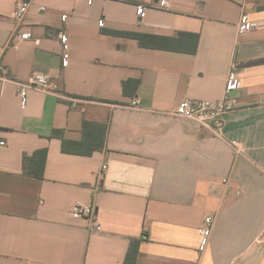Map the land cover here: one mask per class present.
<instances>
[{"label":"crops","instance_id":"0c3cea01","mask_svg":"<svg viewBox=\"0 0 264 264\" xmlns=\"http://www.w3.org/2000/svg\"><path fill=\"white\" fill-rule=\"evenodd\" d=\"M161 1L35 0L18 29L32 38L18 41L20 0H0V264H125L131 239L142 240L136 264H264V0ZM245 14L254 27L241 33ZM108 31L200 40L192 55ZM231 71L239 108L221 135L170 115L186 99H222ZM33 72L52 93L31 90L23 106L15 82ZM129 81L139 85L125 95ZM84 122L108 127L104 149L64 153L53 132L78 142ZM43 149L44 179L27 175L24 158ZM76 204L95 208L101 232L71 216Z\"/></svg>","mask_w":264,"mask_h":264},{"label":"built area","instance_id":"2783aa9c","mask_svg":"<svg viewBox=\"0 0 264 264\" xmlns=\"http://www.w3.org/2000/svg\"><path fill=\"white\" fill-rule=\"evenodd\" d=\"M93 0H90L92 3ZM35 0H20L13 13V20L17 27L14 39L18 41L30 40L32 38L31 32H19V27L24 23L27 15L30 13L31 7ZM159 6L161 8H169V2L161 1ZM41 11H45V7L40 8ZM148 7L140 5L137 7V15L143 20L147 15ZM64 20L67 16L63 17ZM100 26H104V21L99 22ZM253 23L251 22L247 14L243 15L239 24V31L241 33L250 32L253 29ZM60 41L63 46V66L66 68L69 64V36L67 34L60 35ZM5 49L0 48V73L3 71L1 64L4 56ZM0 80L7 81L6 78L0 74ZM17 86V93L23 106L27 105L28 93L31 90H35L43 93H52L49 77L39 72H33L29 80L25 82H15ZM241 88V80L235 71H231L228 75L224 97L217 101H204L186 99L181 102L171 113V116L177 118H185L198 122L202 127L212 130L215 134L221 135L223 131V117L231 112H234L239 108L238 100L233 97V94ZM71 107L75 108L81 101L78 99L66 97ZM85 101V100H82ZM132 108H138L139 102L137 100L132 102ZM5 142H1L0 146H5ZM104 167V171H106ZM71 216L75 219L87 218L90 220L91 230L93 232H101L102 227L96 217L95 208L91 205L76 204L71 209ZM214 218L207 216L204 220V226L201 234L200 251H205L209 245L210 238L213 232Z\"/></svg>","mask_w":264,"mask_h":264},{"label":"trees","instance_id":"16d2710c","mask_svg":"<svg viewBox=\"0 0 264 264\" xmlns=\"http://www.w3.org/2000/svg\"><path fill=\"white\" fill-rule=\"evenodd\" d=\"M110 36L125 38L138 43L140 47L164 50L194 55L198 50L200 36L196 34L178 33L175 37H160L132 32L108 31ZM139 85L138 81H129L123 84L125 95H131L129 87ZM88 101V100H86ZM108 134V127L103 124L84 122L82 128L83 138L81 141H69L62 131H55L52 137L62 140L64 153L91 156L97 151L104 149ZM48 151L43 149L35 152L31 157L24 158V172L27 175L44 179L47 164ZM141 239H131L125 264H136L139 257Z\"/></svg>","mask_w":264,"mask_h":264}]
</instances>
